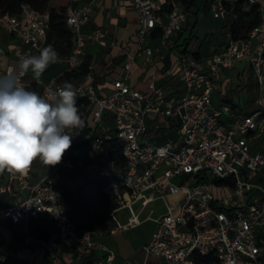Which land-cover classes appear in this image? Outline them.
I'll use <instances>...</instances> for the list:
<instances>
[{
	"label": "built area",
	"instance_id": "2783aa9c",
	"mask_svg": "<svg viewBox=\"0 0 264 264\" xmlns=\"http://www.w3.org/2000/svg\"><path fill=\"white\" fill-rule=\"evenodd\" d=\"M130 1L139 25L136 46L127 52L122 75L113 80L108 93L99 94L91 82L74 86L84 124L71 131V147L58 168L38 180L32 179V165L26 175L1 173L0 223H18L48 212L58 228L57 239L49 241L51 247L66 249L77 261L89 253L104 252L94 264H111L113 250L97 237L139 223L132 204L140 202L144 208L162 200L166 211L155 219L156 227L145 245V264H264V148L252 151L250 145V138L264 131V0H248L247 8L259 5L261 9V19L248 37L235 39L228 31L224 48L206 61L193 55L191 44L176 59V82L156 86V73L146 91L132 86V65L140 57L154 63L163 55L162 46L173 47L186 12L181 5L165 12L158 0ZM211 7L217 17H228L223 0H211ZM92 10L89 3L68 9L66 24L73 45L65 55L67 71L83 63L88 42L105 37L102 29H82ZM49 28V12L30 4H23L17 14L0 12V30L17 39L12 53L18 62L17 67L0 65V76L13 72L28 90L40 88L42 96L61 88L56 78L37 81L28 72L20 75V59L39 54ZM155 35L160 39L158 46L150 44ZM5 53L0 44V56ZM241 61L259 84L258 108L252 112L213 103L221 70ZM110 141L122 145L127 168L122 184L114 183L106 191L118 207H130L132 216L127 224L117 220L109 230L103 225L80 231L71 219L59 169L85 160L97 165L100 175L107 174L102 163ZM95 158L100 161L92 162ZM111 215L116 218L114 210ZM51 252L59 262L58 254Z\"/></svg>",
	"mask_w": 264,
	"mask_h": 264
},
{
	"label": "crops",
	"instance_id": "0c3cea01",
	"mask_svg": "<svg viewBox=\"0 0 264 264\" xmlns=\"http://www.w3.org/2000/svg\"><path fill=\"white\" fill-rule=\"evenodd\" d=\"M158 1L163 5L166 2H170L172 5H181L185 7L183 0ZM87 3L92 6L93 10L89 21L82 27L83 31L91 32L95 29H102L105 32V37L101 40L88 42L85 45V57H89L90 59L89 73L78 79H67L65 73L67 72L68 65L65 61V55L59 54V61L50 65L40 79L43 81H49L52 78H56L57 80L62 78L63 81L71 83L73 87L78 82H91L101 94L108 93L113 89V80L121 76L123 73L127 52L133 51L136 46V31L139 25V15L130 0H70L69 8ZM229 23L230 21L228 20V17L222 19L215 15L213 8L211 7V0H195L186 12V21L184 23L186 28L176 36L174 46H162L161 49L163 55L154 63H148L145 61L144 57H140L132 65L130 79L132 86L137 90L146 91L152 75L156 73L158 75L157 80L155 81L156 86L175 83L176 59L178 54L184 52L188 47L191 48V44L193 43V51L199 53V59L204 61L208 60L214 52L220 51L226 45ZM197 28H200V36L194 35V31ZM202 35H204V38H202L203 40L207 36H211L212 38L216 37V42H213L214 44L211 45L210 50L204 55L201 53ZM192 40H194V42ZM16 43V38L10 36L6 31L0 30V44L6 49V53L0 56V65L2 67L6 68L9 65L14 67L18 66V62L12 53V49ZM150 44L153 46L160 45L159 37L156 35L153 36L150 40ZM221 77L222 75H220V87L214 93L213 101L215 95H220L223 99H230L225 93L226 85L228 84L230 77L225 78V80L221 79ZM39 90L40 88L37 87L36 92H39ZM34 176L35 174L32 173V179H35ZM41 177L43 176H40V178ZM162 203L166 211L165 203L163 201ZM136 204L138 205L137 208L134 207ZM125 208L129 210L130 214L126 221H122L117 213ZM144 208L140 202L132 204L134 212L139 214V223L146 218L153 221V229L150 236L142 245L144 259L140 264L147 263L145 245L151 238L152 232L156 227L155 219L158 217L147 216L144 219H140V214ZM113 210L114 216L117 219L111 215ZM113 210L110 212L108 220L104 223V227L107 230L116 227L117 220L122 224H127L132 216L131 209L128 206H119ZM20 222H24L25 232L23 233H18L13 227ZM20 222L13 223L10 220H5L0 223V264L6 259H9V263L13 262V264H80L83 260L77 261L75 257L64 248L51 247L49 241L45 242L33 238L28 234L27 220L22 219ZM139 223L120 228L114 233L107 231L103 235L97 237V239L101 240L107 247L113 250L114 259L111 264H138V262L134 263L130 259L121 256L119 250L117 251L109 243L108 238L117 235L130 227H134ZM19 237H21V239L17 241ZM50 249L58 254L59 262L54 261L53 253ZM123 249L126 251L127 246H124ZM97 253L98 257L105 255L104 252ZM153 262L150 261L148 264H156Z\"/></svg>",
	"mask_w": 264,
	"mask_h": 264
},
{
	"label": "clouds",
	"instance_id": "9594fccd",
	"mask_svg": "<svg viewBox=\"0 0 264 264\" xmlns=\"http://www.w3.org/2000/svg\"><path fill=\"white\" fill-rule=\"evenodd\" d=\"M58 61V52L48 45L20 59V75L31 70L39 81ZM83 124L71 83L42 96L13 72L0 76V173L26 175L37 158L47 166L59 164L71 147V131Z\"/></svg>",
	"mask_w": 264,
	"mask_h": 264
},
{
	"label": "trees",
	"instance_id": "16d2710c",
	"mask_svg": "<svg viewBox=\"0 0 264 264\" xmlns=\"http://www.w3.org/2000/svg\"><path fill=\"white\" fill-rule=\"evenodd\" d=\"M187 12L195 0H183ZM225 7L229 10L228 20L229 31L235 39L248 37L251 29L257 25L261 19V9L259 5H252L247 8L248 0H223ZM23 4H30L40 11H48L50 14V28L47 32L44 47L52 45L58 54L66 55L73 45V34L66 24V17L70 0H0V12L17 14L20 13ZM173 5L166 2L163 5L165 12L171 11ZM186 26L183 25L180 32ZM179 32V33H180ZM186 51V49H185ZM196 58H200L198 52H194ZM90 59L86 57L78 69L67 71V79H78L89 73ZM99 94H101L99 92ZM77 101V100H76ZM234 107L236 105L232 104ZM109 153L103 166L108 173L89 178L86 182L78 184L72 189L64 192L70 205L71 219L76 223L80 231L96 230L104 225L108 220L110 212L118 207L116 199L108 194L106 188L114 183L122 184L123 176L127 168V160L123 154V148L117 141L107 143ZM92 162H99L95 158ZM114 162V163H113ZM113 163L111 167L110 164ZM27 231L35 239L48 242L57 239L58 228L53 216L48 212L30 216L27 220ZM21 237L17 239L19 241ZM98 253H89L80 264H94L98 259ZM9 264V259L4 261Z\"/></svg>",
	"mask_w": 264,
	"mask_h": 264
},
{
	"label": "rangeland",
	"instance_id": "374dc122",
	"mask_svg": "<svg viewBox=\"0 0 264 264\" xmlns=\"http://www.w3.org/2000/svg\"><path fill=\"white\" fill-rule=\"evenodd\" d=\"M213 11L215 12V10ZM199 34H201V31L200 28H197L194 31V35ZM203 36L204 35L201 36L202 55L210 50L211 45L214 44L213 42H216V37L212 38L211 36H207L203 40ZM192 41L194 42V40ZM28 74L33 76L31 70H29ZM220 75H222L221 79L224 80L225 78L230 77L225 92L230 99H223L222 96L215 95L213 102L217 107H222L223 104L234 103L238 111L252 112L258 108L256 105V99L259 96V84L252 71L250 69L246 71V63L244 61L236 63L234 68H223ZM58 81L62 84L65 83L62 78L58 79ZM250 144L252 151L263 149L264 131L260 133L258 137L250 138ZM32 167L33 174H35V179L33 180H38L40 176H45L58 168V164L55 166H47L37 158L33 161ZM59 172L63 177L64 187L66 189H72L76 185L86 182L89 178L95 177L97 174V165L92 166L84 160L82 163H76L70 168L63 166L59 169ZM134 207L137 208L138 205L136 204ZM164 211L165 208L162 201L158 200L142 210L140 219H144L147 216L156 217ZM117 214L122 221H126L130 213L129 210L125 208L118 211ZM13 227L18 233L25 232L24 222H20ZM152 229L153 221L146 218L138 225L109 237L108 241L117 251L119 250L121 256L130 259L134 263L138 262V264H140L144 259L142 245L148 240ZM124 246H127L126 251L123 249ZM2 264L5 263L3 262ZM9 264H13V262H10Z\"/></svg>",
	"mask_w": 264,
	"mask_h": 264
}]
</instances>
